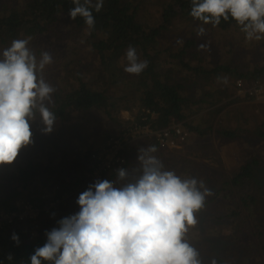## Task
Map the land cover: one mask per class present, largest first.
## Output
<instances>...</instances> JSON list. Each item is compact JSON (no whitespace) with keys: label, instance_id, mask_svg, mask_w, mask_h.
Listing matches in <instances>:
<instances>
[{"label":"trees","instance_id":"trees-1","mask_svg":"<svg viewBox=\"0 0 264 264\" xmlns=\"http://www.w3.org/2000/svg\"><path fill=\"white\" fill-rule=\"evenodd\" d=\"M12 1L0 0L1 55L12 40L31 37L28 48H32L31 52L39 60L41 52L56 50L52 37L56 36V40L65 38V42L57 46L66 48L62 51L63 56L53 57V62L43 70V78L55 88L51 93V104H44L54 116L63 118L72 111L87 115L90 110L98 108L113 119L115 117L111 113L114 108L119 109L120 104L124 106L121 108L134 111L133 103L139 97L137 111H144L146 116L141 122L149 121L153 128H160L171 122L181 123L180 126L188 133L182 143L188 137L202 138L205 134L214 133L241 142L244 160L232 176L226 177L223 166L218 171L212 170L210 163L206 164L201 160L195 162L189 157L183 159L185 166L178 168L175 174L181 180L195 178L198 181L197 189L201 192L203 188L199 181H204V187L210 189L212 194L205 197L204 206L197 212L204 215L203 210L217 211L214 215L218 223L223 225L220 229L229 234L224 242L225 246H221L220 241L211 240L202 232L198 233V239H203V244L208 242L207 254L212 252V247L220 254L211 255L210 260L215 259L216 264H230L225 259L227 252H220L229 245L242 264L248 261L254 264L253 253H264V195L244 193L235 186L252 183L258 192L256 186L264 184V161L256 150L257 144L264 143V115L256 123L248 118L249 115L244 110H235V102L246 96H235L238 88L234 80L258 79L264 73V63L245 69L242 67L245 63L241 60L243 55H236L228 63L198 61V65H194L183 56L185 46L194 42L191 38L186 39L177 52L170 47L159 49V36L173 25L177 17L194 20L189 15L191 0H104L100 12L93 10L95 26L91 30L82 17L70 18L69 10L74 6L72 0ZM217 27L227 29L239 26L230 18L228 21L221 20ZM130 45L136 49L140 60L148 61L147 68L139 75L124 71L127 65L124 59ZM262 46L264 49V42ZM199 58L201 59L200 55ZM56 64H61L62 69L54 68L57 73L50 77L47 72ZM179 64L183 73L181 80H173ZM225 76L228 78L227 84L218 82L217 77ZM101 77L102 81L98 82ZM205 78L206 83L201 84ZM118 83H122V86L118 87ZM227 107L229 108L225 109ZM206 109V113L201 114ZM194 110H198L199 115L190 119L189 114ZM222 111L224 112L220 114ZM102 112L100 114L104 116ZM92 114L96 115L97 112L93 111ZM216 116L219 119L213 122ZM248 119L254 124L249 129L246 125ZM99 127H93L92 130L100 133ZM119 128H110L114 131L107 133L97 143L87 144L80 137H72L69 139V143H72L70 147L68 143H60V148L54 152L49 151L51 144L48 142L45 160L39 159V156L32 160L18 155L11 164H0V210L16 209V201L19 199L28 200L41 210L46 200L42 194H50L51 198L48 207L35 218L17 220L0 228V264H30L29 257L34 249L46 242L45 232L58 227L57 221L62 217L79 211L76 203L79 194L98 179L112 181V172L117 171L113 167L102 171L96 180L93 178L99 165L96 156L109 152L112 145L110 138L122 137L126 128L120 129L122 131ZM142 139L146 140L148 137ZM32 141L29 148L33 147L35 139ZM139 143L131 140L118 150V155L125 158L123 169L140 166L137 156L132 153L133 150L139 152L141 148L136 149L141 146ZM153 145L157 146L158 143ZM25 148L27 150L28 146ZM41 152H44L43 148ZM217 161L220 165V160ZM185 171L188 174L182 176ZM133 173L137 178L142 175L138 171L131 174ZM50 179L53 180V185L50 184ZM216 182L218 183L214 186ZM39 184L44 187L43 192L34 189ZM234 194L238 201L233 199ZM222 199L227 203L223 201V204H217ZM197 212L195 217H198ZM213 227L208 226L209 229ZM13 232L19 237L18 245L11 239ZM188 237L191 238L189 235ZM9 253L13 256L12 260L6 259Z\"/></svg>","mask_w":264,"mask_h":264},{"label":"clouds","instance_id":"clouds-1","mask_svg":"<svg viewBox=\"0 0 264 264\" xmlns=\"http://www.w3.org/2000/svg\"><path fill=\"white\" fill-rule=\"evenodd\" d=\"M72 4L70 18L82 17L91 30L93 10L100 12L104 0H72ZM189 15L201 22L198 37L205 34L204 25L216 27L231 18L246 41L264 39V0H191ZM30 40H12L0 59V164H11L22 148L33 143L29 121L34 109L38 108L44 132L52 130L55 119L43 103L51 101L55 88L42 76L53 58L43 51L38 61L28 48ZM126 60L124 71L130 74L139 75L148 66L131 45ZM217 80L228 83L226 76ZM156 151L155 145L139 150L143 172L134 183L116 187L111 180L98 179L81 192L76 201L79 211L62 217L58 227L45 232L46 242L34 249L30 264H201L197 249L184 237L196 224L195 212L211 190L203 180L201 192L195 178L181 180L174 171H162V162L150 155ZM126 175L125 169L117 170L119 179ZM49 182L53 185L52 179ZM11 239L19 244L15 232ZM6 259L12 260V254ZM211 264H216L215 259Z\"/></svg>","mask_w":264,"mask_h":264},{"label":"rangeland","instance_id":"rangeland-1","mask_svg":"<svg viewBox=\"0 0 264 264\" xmlns=\"http://www.w3.org/2000/svg\"><path fill=\"white\" fill-rule=\"evenodd\" d=\"M2 1V0H1ZM11 1L12 0H6ZM158 7V5H157ZM156 7V8H157ZM152 11H154V8H152ZM201 22L197 20H190L186 17H177V20L173 23L171 27H169L166 31L163 32L159 36V42L157 46L159 49L164 48H172L175 52L180 50L182 46L185 43L186 39H193V43H191L189 46H185V53L183 54L185 60L191 61L192 64L198 65V61L200 62H210L217 61V62H230L236 55H243L241 60L244 61L245 65L242 66L245 69H248L249 67H252L256 64L264 63V49L262 46V43L264 42V39L259 41H246L244 33L240 31L239 27L234 28H227L222 29L219 27H213L212 25H204L206 32L203 36H197V28L200 25ZM54 40L52 42L54 43V46L56 47V50H50V54L52 55V58L55 56H63L62 51H65L66 48L64 47H57L60 43L63 41L65 42V38H61L63 40H56V36L52 37ZM51 38V39H52ZM182 40V43H177V40ZM207 44L208 47L206 49H198L199 44ZM246 47V49H244ZM30 51H32V48L29 47ZM1 52V51H0ZM150 52V51H149ZM91 55V54H90ZM199 55L201 56V59L199 58ZM88 58L91 59V57L88 55ZM0 59H3L2 55L0 54ZM40 59V57H39ZM126 62V58L124 59ZM240 60V59H239ZM39 61V60H38ZM128 63V62H127ZM241 64V61H239ZM57 70H61L62 66L61 64L52 65L50 67L49 76L52 77L57 73ZM182 70L179 66H177L174 78L173 80H181ZM42 76L44 77V71L42 73ZM123 80V78H122ZM121 80V81H122ZM205 81H201V84H205L207 79H204ZM102 81V77L98 82ZM119 86H122V83H118ZM235 84V80H234ZM55 85H57L55 83ZM115 87H113L114 89ZM193 89V88H192ZM243 95L242 93H239L238 90L235 92V96ZM51 96V94H50ZM52 99V96H51ZM44 104H51V101L45 100L43 101ZM236 109H242L244 110L249 117L253 119V122L258 123V119L263 117L264 115V98L262 97H243L242 99L235 102ZM121 107H124L123 105H118ZM119 107V109H113L112 115H114L115 118L111 119L108 115L103 113L100 109L95 108L93 110H90V113H86L87 115H83L79 112L72 111L70 114L67 113L65 117H57L54 116V123L52 126V130L50 132H44L43 129L45 125L43 124V121L41 119L40 113L37 109L33 110L34 116L32 119H30V128L32 131V139L34 138V144L32 148H22L19 152V155L24 156L25 158H30L32 160H36L39 156V159L45 160L47 159L48 152H46L48 149L47 144L48 142L51 144V148L49 151L54 152L55 150H58L60 147V143H68V147L72 145V143H69L72 137H80L87 144L91 143H97L101 142L102 139L105 138V135L107 133H110V128L113 127H120V129H125L131 126V123L136 124H142L141 119H145V113L144 111H137L139 108V97L133 103L132 109L134 111H129V109H124ZM229 107L225 108L228 109ZM224 109V111H225ZM124 110V115H119L118 111ZM93 111H96L97 114H92ZM207 109L204 111H201L202 113H206ZM224 111L220 112L222 114ZM100 112L104 114L101 115ZM143 113V117L140 118V115ZM199 113L198 110H194L193 113L189 114L190 119H194L195 117H198ZM219 119V117H215L213 122H216ZM253 122L248 119L247 127L248 129L254 125ZM101 128H100V127ZM93 127H99L100 133L94 132L92 129ZM105 131V132H104ZM122 131V130H120ZM90 133V135H88ZM68 137V138H67ZM48 138V139H47ZM155 138H148V139H136L137 142L141 143V146L136 147L138 148H144L147 149L149 146L155 144L157 141ZM139 143V144H140ZM158 143V142H157ZM256 143V142H255ZM54 147V148H53ZM59 147V148H58ZM157 151L154 153H150V155L156 156L163 164L162 171L171 170L174 171V173L178 170V168H181L182 165L185 166L183 159L185 157H189L194 159L195 162H200V160L206 164L211 165V169L213 170H220V167L223 166L224 172L226 177L232 176L234 172L238 170V167L244 160V151L242 148V144L238 140H229L225 136L214 133L212 135H203L202 138L199 137H188V140L185 143H180L179 145L175 146H167L165 144L158 143L157 146H155ZM41 148H43L44 152H41ZM257 153L259 154L260 158L264 161V143L257 144ZM27 151V152H26ZM28 153H32L29 155ZM34 153V154H33ZM132 153L134 156H137L136 160H138V156L140 155V152L137 150H133ZM19 157V156H17ZM60 157V156H59ZM62 157V156H61ZM220 160V165L217 160ZM141 163V162H140ZM127 175L123 179H119L117 176V171L112 172L114 173L112 182L114 183V186L121 187L128 183H134L138 178L135 175V173L131 174L132 172L138 171L140 174H142L143 169L142 165L136 166L131 169L125 170ZM188 174V171H185L182 173V176H186ZM214 179V178H213ZM215 180V179H214ZM54 183V182H53ZM216 182L214 186L217 184ZM258 187V192H256V188L254 184L247 183L241 186V184L236 185L235 188L237 190H243L244 193H253V194H260L262 193L264 195V184H260ZM34 189L39 190L40 192H43L42 189H44L43 186L38 185V187H34ZM32 190V188L30 189ZM43 198L46 199L44 202V205L42 206L41 210L34 211L33 218H35L43 209H46L48 207L50 194L46 195L45 193L42 194ZM49 197V198H48ZM233 199L237 198V195L234 194ZM223 201L227 203L225 199H222L221 202H218L217 204H223ZM235 201H238L236 199ZM36 205V204H35ZM258 206L260 207L259 203ZM204 215H201L200 212H197L196 217V224L194 226H190L189 232L185 234L184 239H186L194 248L197 249L199 254V259L201 261V264H209L211 262L210 256L211 255H220L218 250L213 249L212 252L210 251V254H207L209 252V247H207V243L203 244V239H198V233L206 234V236H209L211 240H217L220 241L221 246H225L224 242L227 240V237L229 234L220 227H223V225L218 223V220L215 219V215L218 212L215 210L212 211H204ZM260 217V216H259ZM32 219V218H31ZM206 223V224H204ZM214 226L213 229H209L208 226ZM216 226V227H215ZM191 236V238L188 237ZM199 243V246H198ZM227 249V251H226ZM226 249H221L220 252H227L225 254V259L230 264H242L240 261L239 256L235 251H233V248L229 245L226 246ZM253 263L254 264H264V253L260 252L253 253L252 255ZM245 264V262H244ZM246 264H250L248 261Z\"/></svg>","mask_w":264,"mask_h":264},{"label":"built area","instance_id":"built-area-1","mask_svg":"<svg viewBox=\"0 0 264 264\" xmlns=\"http://www.w3.org/2000/svg\"><path fill=\"white\" fill-rule=\"evenodd\" d=\"M235 86L238 88V92L244 94L246 97L259 96L264 98V73H262L256 80L245 81L243 78H237L235 80ZM118 113L119 115H124V110H120ZM151 114L155 116V114ZM180 125L181 123L179 122H171L160 128H153L149 125V121H147L142 124H133L129 126L121 135L122 137L110 138L109 142L112 145L109 152L96 156L99 165L94 171L93 179L96 180L102 171H105L110 167H113V170L122 168L125 158L122 155H118V150L128 141L148 137L155 138L158 143L160 142L167 146L179 145L186 140L188 135L187 131ZM16 206V209H10L8 212L0 211V228L5 224L9 225L17 220L21 221L26 220L27 218H33L34 211L39 210L34 203L28 200H17Z\"/></svg>","mask_w":264,"mask_h":264}]
</instances>
